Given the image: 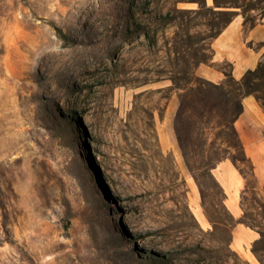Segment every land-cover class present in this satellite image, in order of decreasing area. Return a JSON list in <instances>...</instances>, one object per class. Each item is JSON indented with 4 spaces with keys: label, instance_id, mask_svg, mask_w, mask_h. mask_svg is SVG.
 Segmentation results:
<instances>
[{
    "label": "rangeland",
    "instance_id": "374dc122",
    "mask_svg": "<svg viewBox=\"0 0 264 264\" xmlns=\"http://www.w3.org/2000/svg\"><path fill=\"white\" fill-rule=\"evenodd\" d=\"M239 2L261 19L264 0ZM218 11L0 0V264H246L211 174L226 157L248 175L244 221L262 233L264 262V190L232 127L243 90L197 91ZM246 82L264 100V62ZM173 94L184 105L168 128Z\"/></svg>",
    "mask_w": 264,
    "mask_h": 264
},
{
    "label": "crops",
    "instance_id": "0c3cea01",
    "mask_svg": "<svg viewBox=\"0 0 264 264\" xmlns=\"http://www.w3.org/2000/svg\"><path fill=\"white\" fill-rule=\"evenodd\" d=\"M211 58L209 63L196 66V77L223 85L227 76L236 81L241 80L247 72L256 70L264 62V13L256 25H244V17L237 14L210 42ZM229 64L226 70L222 65ZM161 89V88H160ZM238 103L240 113L232 121L247 159L256 190H264V100L254 95H240ZM180 101L173 94L167 102L164 116L170 128L177 113ZM169 139H172L170 129ZM211 174L221 188L223 204L235 220L231 227L229 247L246 264H263L254 255L253 246L260 241L261 233L239 220L244 215L242 197L248 184L240 167L228 157L223 158L212 167Z\"/></svg>",
    "mask_w": 264,
    "mask_h": 264
},
{
    "label": "trees",
    "instance_id": "16d2710c",
    "mask_svg": "<svg viewBox=\"0 0 264 264\" xmlns=\"http://www.w3.org/2000/svg\"><path fill=\"white\" fill-rule=\"evenodd\" d=\"M239 1H240V0H214L215 5L217 6V8H219L218 14H219L220 16H222L223 19H224L223 27H221V28L218 30L217 34H218V33H219L224 27H226V26H227V25L233 20V18H234L237 14H241V15L244 17V25H245V26H250V27H252V26H254V25L257 24V22L252 21L251 19H248L247 17H245V15H244L242 12H239V10L242 11L243 9H245V6H244L243 4H240ZM250 9H251V10H254V9H256V8H255L254 6H251ZM261 10H264V8L261 9ZM217 34H216V35H217ZM216 35H215V36H216ZM261 65H262V64H261ZM260 67H261V66H259V67H258L256 70H254V71H249V72H247L246 75H245L241 80H239V81H236V80L233 79L230 75L227 76V80H230V81L234 82L236 85H238V86H239L238 89H239L240 91L243 90V91L241 92L240 95H254L255 97H257V99H259V100H263V97H261V96H257V95L255 94L256 91H255V90H252V85H251V83H250V82H246V79L248 78V76L255 75V74L260 70ZM200 79H201V78H200ZM201 80H202L201 83L199 84V86H197V91H198L199 93H200V92H209V91H212V90L220 91L221 93H224V92H225V91H224V84H223V85H215V84H213V83H211V82H208V81H206V80H203V79H201ZM227 80H226V81H227ZM226 81H225V83H226ZM190 84H191V83H189V85H190ZM190 88L192 89V87H190ZM183 105H184V103H183V101H182V99H181L180 110H182ZM237 109H238V111H239V113H240V111H241V105H240V103L237 104ZM233 161H234L235 164H237V160H233ZM241 162H244V163L246 162V163H248L247 159L245 158V155H244L243 151H242V159H241ZM248 164H249V163H248ZM240 170H241V172L243 173V175H244L246 178H248L247 173L243 172L241 168H240ZM247 189H248V187H246V189L244 190V193H243V194L246 193ZM242 205H244L243 200H242ZM242 218H243V221H239L240 223H243V224H245V225H247V226H249V227H251V228L257 229V230L259 231V229H258L257 226L251 225V224H249V223H247V222L244 221V218H246V215H245V214L243 215ZM259 232H260V231H259ZM260 233H261V232H260ZM261 239H262V233H261ZM252 251H253L254 255L257 257V259H258L261 263L264 264V262L262 261V259H261L260 256L258 255V251H257V249L255 248V245L253 246Z\"/></svg>",
    "mask_w": 264,
    "mask_h": 264
},
{
    "label": "bare ground",
    "instance_id": "6f19581e",
    "mask_svg": "<svg viewBox=\"0 0 264 264\" xmlns=\"http://www.w3.org/2000/svg\"><path fill=\"white\" fill-rule=\"evenodd\" d=\"M197 211V210H196Z\"/></svg>",
    "mask_w": 264,
    "mask_h": 264
}]
</instances>
